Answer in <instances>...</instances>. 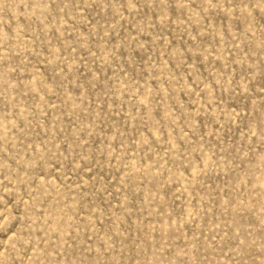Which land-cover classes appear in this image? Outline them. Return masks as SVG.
I'll use <instances>...</instances> for the list:
<instances>
[{"label": "rangeland", "instance_id": "rangeland-1", "mask_svg": "<svg viewBox=\"0 0 264 264\" xmlns=\"http://www.w3.org/2000/svg\"><path fill=\"white\" fill-rule=\"evenodd\" d=\"M0 264H264V0H0Z\"/></svg>", "mask_w": 264, "mask_h": 264}]
</instances>
